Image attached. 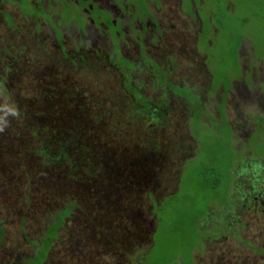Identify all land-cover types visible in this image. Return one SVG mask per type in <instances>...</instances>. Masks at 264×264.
<instances>
[{"label": "rangeland", "instance_id": "1", "mask_svg": "<svg viewBox=\"0 0 264 264\" xmlns=\"http://www.w3.org/2000/svg\"><path fill=\"white\" fill-rule=\"evenodd\" d=\"M43 1L37 0L38 7L31 4L30 0L17 1L15 5L20 6L21 11L27 17L24 22L21 17H18L13 12L8 11L14 21H12L11 16V19L5 17L8 23L5 22L3 16H0V128L3 127L4 131V133L0 131V225L3 227L5 236L1 248L8 252L18 251L24 254H31L35 251V248L38 249L37 243L33 241H39L42 238L40 232L48 230L46 221H50L55 212L65 208L64 205L69 201L66 200L67 189L75 191L76 183L71 181V179H66L64 176L65 172L69 169L67 163L65 164V162L60 161V164L63 163V165L60 167L57 163V165H54V170L45 166L41 167L44 164H40L37 167V163H43L38 160L39 158L34 155L33 158L29 157L31 158L29 159L27 152L23 158L18 146L10 147L8 145L13 135V133L9 132L17 129L10 112L12 111V106L16 105L17 110L21 112L26 109L25 107L30 105L35 106L38 103L36 96L37 94H41L39 90L43 86H48L46 84L53 85L57 83V89L60 92L63 90L65 94L77 95L79 99L83 98L85 100L83 110L91 113L83 118L89 121L88 126H86L87 129H85L88 133L85 136L92 137V133L96 132L94 136L99 140L92 150L94 157L98 156V153L99 155L104 153V155H107L111 152L119 153L121 148L132 149L136 147V149H140L143 152L141 153V157H144L146 161H154L151 168L155 167V170L157 168L160 170L153 179L154 183L148 187H157L155 188L156 193L158 190L160 193H171L174 191L176 185L174 182L180 176L181 188L184 192L188 189H190L189 193L193 189L195 192L198 190V196H202L206 200V197L211 198V196L202 187L211 181L209 179V176H211L215 180V186H217L215 193L217 196H223L227 189H230L236 182V178L233 179L232 174H227L228 171L230 173L229 167L232 163L228 152L237 158L241 157V151L233 153L230 142L223 140H221L222 142L214 141L217 138L212 134L211 127L206 129L198 126V123L189 120V130L191 129V132L195 133L200 141V155L185 167L184 173V165L181 164L195 150L194 141L196 140L193 139V141L188 136V132L190 134L191 132H187L186 128L188 122L186 123L187 108L185 102L178 99V97L170 96V93H168L169 91L172 93L177 92L181 98H187L190 95L189 89L186 91L185 88L181 89V87L172 85V83L176 84L177 79L182 84L189 83L190 85H195L199 91L202 90L206 75L201 66L197 64L201 62L203 55H196L194 50L196 31L199 29L197 24L198 19L197 16L193 20L191 18L195 16V11L199 18L204 21L207 29L217 17H214L210 21L206 8L201 9L195 0L194 2L193 0H183L185 4L183 7L179 0H147V8L142 5L140 0H132L137 4L134 20L141 23L142 28L139 31V27L136 24H132L127 31H123L119 23L116 25V23L111 22L112 18L105 23L108 18V15L105 16V13L98 19L100 13L94 9L98 6L96 1L107 0H85L83 7L80 5L81 0H56L55 5L53 3H46L45 8L47 9L43 8V5L45 6V4H42ZM109 1L114 4L119 12L126 14L121 0ZM222 1L216 0L212 7L206 4L205 7H208V11L218 13L222 8L218 5H222ZM59 3L62 10L66 5L70 9L77 7V5L83 9L85 7L89 8L90 5L92 6L93 10L90 18L94 22L95 28L99 30L100 27V25H97V20L104 22L107 33L111 36L112 43L115 46L116 52L115 54L113 53L115 61L111 59L114 67L107 65L106 61H100L96 54L100 51L95 52V49L99 47L101 52H104L102 53V57L107 58V56H111L113 47L106 39H103L102 44H90L88 48L82 45L78 48L80 55L74 54L72 42L76 41L78 28L83 37H86V31L82 28L81 24H76L80 19L79 16L74 18L75 22L68 12H59ZM194 3L195 6H193ZM201 3L204 4L203 1ZM233 6L230 0H227L225 3V7L228 8L229 12L233 11ZM246 6L248 5L241 7L243 14L233 13V19L237 28L232 36L238 33L239 28L243 26L247 18L249 25L252 26L249 27L251 29L250 32L254 34L257 29L261 28V56L264 57V19H258L255 15L250 14V7ZM1 8L2 6L0 5V10ZM11 9L17 10L16 7L9 8V10ZM83 9L82 11L84 12ZM103 10L105 11V9ZM255 11V8H253V12ZM185 13L189 14L190 18ZM261 14L264 15L262 8ZM0 15L3 14L0 12ZM227 17L224 18V24L228 23L229 17ZM128 20L132 21V19ZM65 21L66 25L64 24ZM33 22L34 27L30 25ZM25 26H28L29 29L31 28V35H26L25 30L27 28ZM86 26L88 36L91 38L90 33L92 29L90 24L87 23ZM17 27L21 33L17 30ZM159 27L162 30V37L158 40V47L152 51V48L144 43V38L152 28L158 34ZM34 28L39 31L42 29L41 33L35 34ZM215 28L218 29V27ZM203 36L206 38L205 33H203ZM32 37L34 38V45L38 47V49L34 50L33 55L19 48L25 42H31ZM15 39H19L17 40L18 50H15L12 46V42ZM64 41L69 53H66L64 50ZM83 42H88V39L83 38ZM120 43L126 46L122 53H124L123 56L128 60L117 55ZM150 43L154 44V40H151ZM229 43L230 39L221 38L213 44L211 49L218 51L222 47L228 46ZM56 44L62 54L66 56L64 58L73 60V62L69 63L62 59L63 56L56 47ZM129 46L132 51L131 54H127L126 48ZM250 46L252 44L246 41L241 45L239 57L241 60L242 58L252 56L246 53L251 52L248 50ZM5 48L10 51V56L19 55L12 65H6L5 59L1 58L2 49ZM200 51L204 52V48H201ZM43 58L47 59V62L43 63V65L48 63L47 66H41L40 64L37 66L35 60L39 62ZM260 63L261 70L259 75L261 79L264 77V60H261ZM169 68L171 69L170 71ZM163 69H168L165 71V79L163 78ZM16 70L22 74L30 73L31 75H35L29 76L30 80L36 76L40 77L41 80L37 81L35 85L34 83L32 85L27 84L29 78L24 75L16 76ZM39 72H45V75L48 74V77L43 80L44 75L39 74ZM148 72L152 77H156L155 81L160 87L153 83ZM130 74L131 79L129 78ZM10 75L13 78L11 80ZM70 75L74 77L71 81H68ZM16 77L18 78V85L16 81L13 82L14 79L16 80ZM126 81L132 85L133 90L136 89L137 97L151 102L153 106H157L159 101H162L164 98L167 100V104L171 110L167 111L168 114L164 121L160 119L159 122H156L152 119L148 123L145 116L144 118H139L141 113L136 112L132 115L133 108H137L138 110L141 109V106L138 104V101L134 100V93L124 88ZM261 84L264 85V83ZM242 90L244 89L241 88ZM249 93L252 95L251 92ZM110 95H116L122 101V106L118 107V110L108 101L107 97ZM237 101L240 103L238 106L239 111H243L246 108L251 113H257L259 109V104L252 105L254 103L252 99L242 101V97L241 99L237 97ZM37 106H39V103ZM26 114L29 113L27 112ZM241 116L243 118V115ZM233 117L234 115H229L230 120ZM97 120L105 127L102 138L98 136ZM213 131L217 132V129L215 128ZM63 136L64 132L58 134L59 139ZM75 140L79 143L80 147L82 146L87 149L88 145L83 136ZM242 141L241 138H236L234 142L242 148L244 146H242ZM63 145L64 143H56L55 152L57 153L59 149L64 151ZM193 147L194 149L191 150ZM118 148L119 150L117 151ZM138 151L131 150L130 152L136 153ZM52 154L55 155L54 153ZM80 155L84 157L85 153H81ZM144 159L142 160L144 161ZM33 160L38 161L33 162ZM155 164L160 165V167L156 168ZM206 164L209 166H204ZM203 166L204 168H208L209 171L211 169V172L205 173ZM29 169L34 172L37 171L36 177L34 174L30 176L24 174ZM70 170L72 169L70 168ZM232 170L234 171L235 168L233 167ZM240 176L242 177L243 184V181H246L248 177L246 178L244 173ZM244 185L248 186L249 181L245 182ZM246 189L248 190V188ZM79 199L81 200V197ZM179 203L183 202L179 201ZM80 206H77V209L80 208L77 211V216L73 220H67L64 223V230H58L57 237L54 239L49 250L50 258L53 259L50 264H92L95 259L93 257L92 262H90L91 257L89 255L93 253L96 258H101L98 255L101 254L102 248L108 246L105 240L106 237L98 241L97 244L92 237H89L92 229L88 222L85 221L86 218ZM198 206L197 204L196 208ZM139 207L137 209L140 215L147 218V214L142 210L144 206ZM261 207L264 208V205L260 202L259 212H254V210L247 211L241 217V221L245 225L244 228L241 229L239 226L234 227L236 228L235 231L240 232L239 240L224 228L222 229L224 231L222 235L225 239H221L215 243H209L208 240L201 254L203 262L206 264H264V210L261 211ZM211 209H209V212H214ZM164 210L168 215L170 214L168 208ZM191 214L192 212H189L188 215L182 216L185 218L183 223L184 237L192 234L191 229L193 227H190ZM165 215L164 213L162 218ZM211 217L213 219V214H210ZM216 222L214 219L211 224L214 225ZM128 228L130 229L129 226ZM131 231L134 232L135 230ZM25 234L29 238V241L25 240ZM123 238V236L119 239L113 238L110 242L125 241L124 248L126 254L135 253L137 250L140 251L143 248L141 244L145 242V238L138 239L130 236ZM129 239H131V242ZM173 239L175 242L178 241L176 235H174ZM117 245V243H109L111 247ZM187 245L188 242L184 239L183 245L179 247L180 252H184ZM147 246L148 244L145 247ZM195 255H197L196 252ZM111 258L112 256L109 258L110 261L112 260ZM196 259H199V257ZM146 264H154V260H148Z\"/></svg>", "mask_w": 264, "mask_h": 264}, {"label": "flooded vegetation", "instance_id": "2", "mask_svg": "<svg viewBox=\"0 0 264 264\" xmlns=\"http://www.w3.org/2000/svg\"><path fill=\"white\" fill-rule=\"evenodd\" d=\"M17 1L18 0H0V5L2 6L0 12L3 14L0 16L4 17L5 22L8 23L5 17H8L9 19H11L10 16L12 17V15L9 12H13L18 17H21L23 22L27 18L26 15L23 14V11H21L20 6L15 5ZM55 1L56 0H44L42 2V4H45V6L43 5V8L47 9L45 8L46 3L54 4ZM84 1L85 0H81L80 5L82 7L85 5ZM96 2L98 6L95 7L94 9L98 13H100L98 16V19L102 17L103 13H105V16L108 15V18L105 23H107L109 19L112 18L111 22L116 23V25L119 23L123 31H127L128 28H130V25L132 24H136L139 27V31L142 28V24L139 23L137 20H134V14H135L136 5H137L134 1L121 0V2L124 4L123 6L125 8L126 14H124V12H122L123 14L119 12L118 9H116V7L114 6V4H112L109 0L96 1ZM179 2L182 7L185 5L183 0H179ZM201 2H199V4L198 3L196 4L199 5L201 9H205V4H202ZM30 3L33 4L35 7H38L37 0H30ZM146 4H147V0L145 3V7H146ZM58 6H59V12H62V11L66 13L68 12L69 14H71V17L73 20L75 17L79 16L80 19L78 20V22H76L75 20L74 21L76 22L77 25L81 24L82 28L86 31V37H83L78 28V35L76 36L77 42L76 41L72 42L74 54L80 55L78 48L81 47L82 45H85V47L88 48L90 44L99 45L103 43V39H106L110 43V45L113 47L111 56H107V58L102 57V53L104 52H101L99 47L95 49V52L100 51L96 53L100 61H106L107 65H111L112 67H114V65H112L111 59L115 61V57H113V53L115 54L116 52L115 46L112 43L111 36L107 33V29L105 27L104 22L97 20V25H100V27H99V30L95 28L93 24L94 22L90 18L92 15V10H93L92 6L90 5L89 8L85 7L83 9L82 7L77 5V7L70 9V7L66 5L63 8V10L60 6V3ZM193 6H195V3L193 4ZM15 7L17 9L16 11L14 9L9 10V8H15ZM82 9L84 10V12L82 11ZM103 9H105V11ZM73 13H77V15L74 16L72 15ZM210 13L211 12L207 10L208 19L212 21V16H210ZM185 15L190 18L189 14L185 13ZM194 15L195 16L191 18V20H193L197 16V19H198L197 24L199 28L196 31V37L194 41L195 42L194 50H195L196 55H201V54L203 55L201 62L197 65L198 66L200 65L201 69L205 71V75H206L205 81H204V84L202 85L201 91H199V89L195 85H190L189 83L182 84V82L178 79L176 80V84L172 83V85L176 87H181V89L185 88L186 91L189 89L191 93L190 95H188L187 98H181L178 96L179 94L174 93V92L172 93L169 91L168 93H170V96L178 97V99L185 102L186 104V108H187L186 123L188 122V124L186 125L187 132L188 131L191 132V129L189 130L190 128L189 120L192 122L197 121L198 126L204 127L206 129L211 127V132L214 135V137L220 140H223L225 142H230V147L232 148L233 153H235L236 151H241L242 153L241 155L242 158L241 157L235 158V156L233 157V160H234L233 167L235 168V170L233 171L232 169H230V173L233 175L234 177L233 179L236 178V182L229 189L228 199L226 200L224 204L211 205L210 208H212L211 210H214L215 213L209 212V209H208V211H206L207 213L204 216L205 217V220H203L204 233L201 236L199 248L196 250H193L191 264H206L205 262H203V259L201 258V254L204 251L205 243L208 240H209V243H215L221 239H225V237L222 235V233L224 232L222 230L223 228L225 230H228L230 234L235 235V238L239 240L240 232L235 231L236 228L234 227L239 226L241 229L245 227L244 223L241 221V217L244 214H246L247 211L254 210V212L255 211L259 212L260 202L264 205V202H263L264 200V85L261 84V83H264V77L260 79V75H259L260 70H261L260 62L261 60H264V57L261 56V31H258V32L255 31L254 34L251 33L248 36H244L241 39L240 45L236 49L237 51H236L235 60L233 61V64H232L231 61L229 62V57L226 58V54H225V52L228 51V46L222 47L218 51L211 49L213 44L220 40L218 29H216L213 24H210L209 28L206 29V24L204 23L202 19L199 18L198 14L195 13V11H194ZM128 19H132L133 23L132 21H129ZM12 21H14L13 17H12ZM87 23L90 24V27L92 29L90 33L91 38L88 36V31H87V26H86ZM64 24L65 25L67 24L66 21L64 22ZM30 25H33L34 27V22L33 24H30ZM28 26H25L27 28L25 30V33L26 35H31V28L29 29ZM17 30L19 31V33H21L18 27H17ZM34 31H35V34H38V33H41L42 29L41 31H39L34 28ZM161 32L162 30L160 29L157 34L155 30L152 28L150 32H148L144 38V43H146L148 47L152 48V51L153 49H156L159 45L158 40L161 39L162 37ZM203 33L206 34V38L203 36ZM83 38H87L88 42H83ZM19 39H23V38H19ZM19 39H15L14 42H12V46L15 50L22 48L24 52L28 51L31 55H33L34 50L38 49V47L34 45L33 37H32L31 42H25L18 48L17 40ZM151 40H154V44L150 43ZM245 41L252 44V46H250V48L248 49L251 52H246L247 54H251L252 56H248L247 58H242L241 60L239 58L240 49H241V45ZM64 45H65L64 47L65 52L69 53V50L66 48L65 41H64ZM56 47L58 48L57 44H56ZM125 47L126 46L122 45L121 43L118 47L117 55H119L121 58H125L123 56L124 53H122ZM201 48H204V52L200 51ZM126 49H127V54L132 53L130 46L127 47ZM209 49H211L212 51ZM59 52L63 56L62 59L64 61H67L69 63L73 62V60L65 59L64 57L66 56H64L60 50ZM18 56L19 55L10 56V51L7 48L2 49L1 58L5 59L4 61L6 62V65H12V63H15V61L18 59ZM209 59L212 62H210V64H207V61ZM37 61L38 60H35V62L37 63V66L39 64L41 66H47L48 64L47 63L43 65V63L47 62L46 58H43L39 62ZM210 65L214 67L212 69L213 71L210 69L209 67ZM224 66L227 67L225 69V74H226L225 77L226 79H228V83L227 81H225V79H219L217 77V70L221 69ZM9 67L7 68L11 71ZM233 69H236V72H233ZM166 70L168 69H163V72H162L164 79H165L164 75H165ZM170 70L171 69L169 68V71ZM39 74L44 75L43 80L46 77H48V74L45 75V72H39ZM17 75L19 76L24 75L28 77L29 80L27 81V84H31V85L33 83L35 85L37 81L41 80L40 77L38 76H36L35 78L32 77V80H30L29 76H35V75H31L30 73L22 74L16 70V76ZM149 75L153 83L157 84V82L155 81L156 77L155 76L152 77L150 73ZM129 78L131 79V74ZM11 79L13 78H11V75H10V80ZM17 80L18 78L16 77V80L14 79L13 82L16 81L17 83ZM68 81H71V79H69ZM50 82H53V81H50ZM124 84H125L124 88H126V90H128L129 92L134 93L133 94L134 100L138 101V104L141 106V109H138V110L137 108H133L132 115L133 113H136V112L141 113V116L139 118H144L145 116L146 121L148 123L152 119L155 120L156 122H159L160 119L164 121L165 117L168 114L167 111L171 110L165 98L162 101H159L157 106H153L151 102L137 97L136 89L133 90L132 85L128 84L127 81ZM46 85L48 86H43L42 89L39 90L41 94L40 95L37 94L36 96L39 102V106L44 107L46 110L47 108H50V107L52 108V110H54L53 103L55 105L56 100L59 103H63V101H65V98L74 99V101L77 98L79 99L77 95H71L69 93L65 94L63 90L60 92L56 88L57 83L53 85H50V84H46ZM226 88L228 89L226 90ZM241 88H243L244 90L241 91ZM22 89L23 87L21 84V90ZM249 92H251L252 95H250ZM54 96H56V98H54ZM237 97H239L240 99L242 97V101H247L248 99H252V101L254 102L252 105L259 104V109L257 110V113H251L249 110H246V108H244L243 111H239L238 106L240 105V103H238ZM32 107L35 108V106H32ZM32 110L33 111H28L30 115H33L35 113L34 109ZM46 110L42 109L41 111H44L45 114H49L50 112ZM15 111H17V109ZM90 114H91L90 112L87 113L86 110H83L78 107H68L67 112H63L62 114L58 113L59 120L57 118H55V120H51L53 117H55L56 113L52 114L51 119L43 120L44 123H43L42 128L46 130V128H48V126L52 122H56L57 126L61 130L65 128L73 129L74 126L80 129L81 122H84L83 125L86 128V126H88L89 121L83 119L82 116L86 117ZM230 114L231 116L234 115L232 120H230L229 118ZM241 115H243V118ZM20 116L24 117V115H20ZM65 116L72 118V120H70L71 124L67 125L68 121L66 120L65 122L64 120ZM147 116H149V118ZM195 117L197 119H195ZM54 128H56V126ZM215 128L217 129V132L213 131V129ZM188 134L191 140L193 139L196 140V141L193 140L195 144L194 146L195 150L192 151V154L188 158H185L183 160V163L181 165H184L183 166L184 169L187 165H189L190 162H192L198 155H200L199 154L200 141L198 140V138L193 132H191V134L188 132ZM236 138H241L243 140L242 146L243 145L244 146L242 148L241 146H238L235 144L234 141ZM40 139L41 140L43 139L45 144L49 145L48 143L50 141L49 137L42 136L40 137ZM47 145H44V146L47 147ZM194 147L191 150H193ZM63 152L64 151L60 152V155L58 156L59 158L56 159L55 161H61V162L63 161L61 159V156L64 155ZM140 160L142 159L140 158ZM148 163L151 165V163L153 164L154 162H148ZM155 166L156 168L158 166L160 167V165H157V164H155ZM153 168L154 170L151 169V166L149 168L146 167L145 171H143V174L146 177H150V179H145L144 184L141 188L143 191H145V198L147 201L143 205L144 208L142 210L143 212H145L144 209L146 208L149 211V214L153 211L152 209H154L156 205L157 207H160L163 204V202L168 197L175 194L178 191V187L181 186V177L178 176L176 181L174 182V184H176L175 190L172 191L171 193H168V192L160 193L159 190L156 193L155 188L157 187L148 188L149 185L152 184L153 179L157 176L158 172L160 171L158 168L156 171H155V167ZM242 173L246 175V178L248 177L246 181L245 180L243 181V184H242V177L240 176ZM248 181H249V185L245 186L244 185L245 182H248ZM238 182H240V184ZM245 188H248V190L247 189L245 190ZM260 210L262 211L264 210V208L261 207ZM76 211H78V209ZM210 214H213V219L212 217L210 218ZM207 217L208 219H210L209 222L206 221ZM214 219L217 222L213 225L211 224V222ZM48 225L50 224L48 223ZM153 226H157L156 216H153L150 222L149 237H147L148 240L146 239L148 246L145 247L144 253L148 252V250L152 248L153 246L152 237H151L154 233L152 232ZM40 234L42 235V238L39 241H33L37 243L38 249L35 248V251H33L31 254H24L18 251L8 252L1 248V245L3 244V241L5 239V236L3 232V227L0 225V264H50L51 260H53L50 258V253H49L50 249L46 252H44V249H45V246L48 245L50 242H51L50 244H52L54 239L57 236L54 239H50L48 237L49 228L46 232L41 231ZM25 240L29 241V238L27 237L26 234H25ZM245 243H249V242H245ZM208 246L210 245L208 244ZM195 252L197 253V255H195ZM142 255L136 256L132 264H146L147 261L145 260V258L142 260V257H143ZM197 257H199V259H196ZM184 263H183V260L180 257H178L175 261L170 262L168 264H184ZM154 264H157V263H154Z\"/></svg>", "mask_w": 264, "mask_h": 264}, {"label": "trees", "instance_id": "3", "mask_svg": "<svg viewBox=\"0 0 264 264\" xmlns=\"http://www.w3.org/2000/svg\"><path fill=\"white\" fill-rule=\"evenodd\" d=\"M140 1L142 5L145 6L146 0ZM201 1H203L204 4L210 5L211 7L213 6V3L216 2V0H195L197 3ZM226 2L227 0H223L222 5H218L222 7L218 13L213 11L209 12H211L210 16H212V19L217 17V19L211 24H213L215 27H218L219 38L230 39L228 51L225 52V54L226 58L229 57V62L231 61L233 64L236 56V49L240 45L241 39L244 36H248L252 33L250 32L251 29L249 28L252 26L249 25V21L246 18L243 26L239 28L238 33L235 36H232L237 28L233 19V13L237 12L239 14H243V9L241 7L248 5L246 7H250V14L255 15L258 17V19H264V15L261 14V8L264 10V0H230L231 4L234 5L232 12H229V10L225 7ZM253 8H255V12H253ZM206 10L208 9L206 8ZM72 15H77V13H73ZM225 17L228 18L227 24H224L223 22ZM258 31H261V28L256 30V32ZM210 62L212 61L209 59L207 64H210ZM209 67L211 70L214 68L211 65ZM226 68L227 67L224 66L221 69L216 70L217 77L219 79H225V81L228 83V79L225 77ZM233 72H236V69H233ZM73 77L74 76L70 75V79ZM54 98H56V96H54ZM107 99L117 110L118 107L122 106V101L116 95H110L107 97ZM65 101H63V103H59L56 100L55 105L53 103L54 110H52L51 107L47 108L46 110L44 107L37 106L39 103L38 102L35 105V108L30 105L25 107L26 109H24L23 112L19 110L15 111L18 109L16 105H13L12 111H10L17 129L9 132L13 133V135L9 140L8 145H10V147L15 145L18 146L23 158L25 157L26 152L29 155L28 158H33L34 155L39 158L38 160L43 163H37V167L40 164H44L41 167L45 166L54 170V165H57V163L60 167L64 162L65 164L67 163L69 169L67 172H65L66 174H64V176L66 179H71V181L76 183L75 191L73 189H67L66 191V200L69 201L66 205H64L65 208L55 212L52 219L50 221H46V226L49 228L48 237L50 239H54L57 236L59 229L64 230V223L67 220H73L75 216H77L76 209L77 206L81 204V206H79L82 207L86 218L85 221L88 222L92 229L89 237H92L96 244L98 241L106 237L105 240L108 243V246L103 247L101 254L98 255L101 258H96L92 253V255H89L91 257V260L89 261L92 262L94 257L95 260H93L92 264H132L136 256H141L144 253V249L148 240L147 237H149L150 232V222L152 217L156 216L157 226L153 235L151 236L153 246L148 250V252H146L147 254L144 256L145 260H154V263L157 264H168L180 257L183 260V263L185 262L184 264H191L193 250L199 248L200 239L204 233L203 220H205L204 216L207 213L206 211L210 209L211 205L224 204L228 199L229 188L223 196H217L215 193L217 189V186H215V180H213V177L208 175L211 181L207 182V184L202 188H205V192H207L211 198L206 197V200H204L202 196H198V190L195 192L193 189L189 193L190 189H188L184 192L180 186L178 187V191L172 196L168 197L160 207H157V205L154 203L156 206L154 209H152L153 211L150 214L145 208L144 210L147 214V218L146 216L142 217L137 208H140L139 206L142 207L144 201H147L145 198V191H143L141 188L145 179H150V177H146L143 174V171H145L146 167H150L152 163L151 165L146 164L148 161H146L144 157H141V153L143 152L140 151V149H136V147L132 149L121 148L119 153L111 152L107 155H104L105 153L99 155L98 153V156L94 157L92 150L94 149V145L98 144L99 140H97L94 136L96 132L92 133V137L85 136L87 135L88 131L85 130L86 128L83 125L84 122L80 123V129L74 126L73 129L65 128L63 130L57 126L56 122H52L48 128L44 130L42 128L44 123L43 120L51 119L53 113H56V115L51 120H55V118L59 120L58 113L62 114L63 112H67L68 107H78L84 109L83 104H85V100L83 98H77L75 101L74 99L65 98ZM32 109L35 111L33 115L26 114L28 111H33ZM42 109L49 111L50 113L45 114L44 111H41ZM20 115H24V117H21ZM147 117L149 118V116ZM82 118H84V116H82ZM195 119L197 118L195 117ZM64 120L65 122L67 120V125H69L71 124L70 120H72V118L65 116ZM96 125L97 129L99 130L98 136L99 138H102L105 127L102 126V123L99 120H97ZM55 126L56 128H54ZM61 132H64V136L59 139L58 134ZM42 136H47L50 138V141L48 142L49 145L45 144L43 139H40ZM81 136L84 137L85 142L88 145L87 149L82 146L80 147L78 145L79 143L75 140L79 139ZM214 141L222 142L218 138ZM56 143H64V155L61 156V159L63 160L62 164H60V161H55L59 158L58 156L60 155V152L63 151L59 149L57 153L55 152ZM44 145H47V147ZM118 150L119 148L117 151ZM131 150H139L140 152L138 151L136 153H131ZM80 152L85 153L84 157H81ZM228 155H230V159L232 161L229 169H232L233 155L230 152H228ZM140 158L144 159V161L140 160ZM38 160H33V162H37ZM151 162L154 161L152 160ZM204 166L209 165L206 164ZM204 166L203 170L205 173H210L211 169L209 171V169L206 167L204 168ZM70 168L72 170H70ZM151 169L154 170V168ZM29 171L30 169L25 171L24 174H27V176L34 174L36 177L37 171ZM59 173L58 175H60ZM227 174L229 175L231 173L228 171ZM238 183L240 184V182ZM80 197L81 200L79 199ZM179 201H182L183 203H179ZM197 204L199 206L196 208ZM166 208L170 210L169 215L164 210ZM189 212H192L190 216V227H193V229H191L192 234H188L184 237L183 223L185 218L182 216L185 214L188 215ZM164 213L166 215L164 218H162ZM171 213L174 214L171 215ZM138 215L141 216V218H139ZM207 219L208 217L206 218V221L209 222L210 219ZM48 222L50 225H48ZM131 230H135L137 233ZM174 235L178 237V241L176 242L173 239ZM121 236L124 238H128L129 236L138 239L145 238V242L141 244V247L143 246V248H141L140 251L137 250L135 253L126 254L124 248L125 241L110 242L111 239H119ZM180 237L181 240L179 241ZM131 239H129L130 242ZM184 239H186L188 245L184 252H180L179 247L183 245ZM50 243L45 246V252L50 249L52 245ZM109 243H117L118 245L111 247L109 246ZM108 256L109 258L112 256L111 261L109 260Z\"/></svg>", "mask_w": 264, "mask_h": 264}, {"label": "water", "instance_id": "4", "mask_svg": "<svg viewBox=\"0 0 264 264\" xmlns=\"http://www.w3.org/2000/svg\"><path fill=\"white\" fill-rule=\"evenodd\" d=\"M155 228H156V226H153V230H152V232L155 231ZM145 254H146V253H144V254L142 255V256H143V257H142V260L144 259Z\"/></svg>", "mask_w": 264, "mask_h": 264}, {"label": "clouds", "instance_id": "5", "mask_svg": "<svg viewBox=\"0 0 264 264\" xmlns=\"http://www.w3.org/2000/svg\"><path fill=\"white\" fill-rule=\"evenodd\" d=\"M15 114V113H14ZM0 131H3V129L2 128H0Z\"/></svg>", "mask_w": 264, "mask_h": 264}]
</instances>
